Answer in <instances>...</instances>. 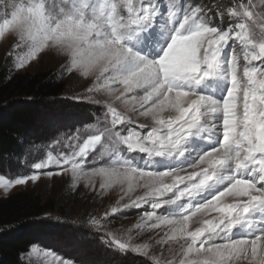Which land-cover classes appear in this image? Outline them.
Returning a JSON list of instances; mask_svg holds the SVG:
<instances>
[{
  "label": "snow or ice",
  "instance_id": "1",
  "mask_svg": "<svg viewBox=\"0 0 264 264\" xmlns=\"http://www.w3.org/2000/svg\"><path fill=\"white\" fill-rule=\"evenodd\" d=\"M0 8L12 67L62 57L61 75L88 82L73 98L93 107L95 125L54 140L31 174L0 175V188L63 174L94 198L118 192L89 225L149 264H264V0ZM133 209L139 219L123 236L108 227ZM34 254L36 244L25 253Z\"/></svg>",
  "mask_w": 264,
  "mask_h": 264
},
{
  "label": "trees",
  "instance_id": "2",
  "mask_svg": "<svg viewBox=\"0 0 264 264\" xmlns=\"http://www.w3.org/2000/svg\"><path fill=\"white\" fill-rule=\"evenodd\" d=\"M71 88L73 90L62 77L48 68L44 71H14L8 61L0 63V170L1 167L10 169L30 147L55 138L60 131L62 133L61 128L65 125L69 127L70 123L65 124L61 122L62 118L55 117L52 121L55 127L46 130L53 112L47 110L44 113L43 107L50 100L70 94ZM80 123H75L74 127L78 128ZM39 125L43 130L35 133ZM63 202L62 198L44 199L32 189L0 197V264H28L24 260L25 253L33 244L58 250L57 240L63 241L69 228L61 221L70 219L80 223L85 216V208L70 209ZM51 215L57 218L52 219ZM98 244L105 250L103 254L117 256L118 264H149L148 260L139 259L131 253L113 250L102 239H98ZM82 245L80 249L86 252ZM63 247L57 252L76 264H110L111 261L98 260V254L94 252L84 253V256L91 255L84 260L81 254H77L78 244L67 243Z\"/></svg>",
  "mask_w": 264,
  "mask_h": 264
},
{
  "label": "rangeland",
  "instance_id": "3",
  "mask_svg": "<svg viewBox=\"0 0 264 264\" xmlns=\"http://www.w3.org/2000/svg\"><path fill=\"white\" fill-rule=\"evenodd\" d=\"M2 11L3 9L0 8V12ZM13 40L14 34H12L11 32H8L5 34V36L0 37V63L8 61V63L12 66V61L7 59L6 53L13 44ZM62 62V57L52 52H48L47 54L41 55L38 60L31 62L28 66H26L24 70L21 71H26L28 69H31L32 71H44V69L48 68L58 74V76L62 77V79H64V81L68 83L69 87H73L74 91L71 88L72 92L69 90L70 94H65L58 99L50 100L43 107L44 113H46L47 110L53 112L52 116H50L47 121L50 123V125L47 126L46 130L55 127L56 124L52 122L53 118L55 117L62 118L61 122L65 124L70 123V125L69 127L67 125H62L64 126L61 128L62 133L60 131V133L55 138L53 137L50 140L40 142L30 147L27 152H25L19 159H17V164L12 166L10 169L7 170L1 167L2 169L0 170V175L4 176L6 179L14 180L19 175L31 174L34 171L33 169H31V164L34 162H39V159L42 158L43 155L47 152L48 147L54 140H63L68 136L75 135L77 133V130L83 132L85 130H90L95 126L93 107L89 103L81 102L73 98L75 94L84 90L88 82L74 74L61 75L59 69L61 68ZM13 70L17 71L14 68ZM95 111L99 112V109H96ZM75 123H80V126L78 128H75ZM39 126L35 128V133L42 132L43 127ZM58 150H65L63 148V144L60 145ZM70 184V177L63 174L54 175L52 177L41 176L40 180L35 183L29 181L26 185L14 186L7 192H5L3 188H0V197H5L17 191L32 189L42 195L44 199L62 198V202L65 201L66 207H70V209L85 208L83 211L85 212V216H83L82 218L83 222L76 223L71 221L70 219L61 221L66 226L69 225V228L67 230L68 234L65 236V239H63V241L56 239L59 243L57 244L58 250H63L62 248H65L63 246L67 243L70 245L78 244V249H76L78 251L77 254H81L80 256H83L84 260L91 256L90 254L84 256V253L86 255L87 252H94L98 254V260L105 262L111 259V261L109 262L110 264H118L117 262L119 261H117V256L114 255L113 257V255L110 253L103 254L105 250L98 244V239H102V237L97 229L89 225V217L90 215L102 216L104 211L109 209L110 204L114 202L116 198H118L119 193L113 192L106 199L99 196H96L94 198L90 190L85 188L82 184L79 185L77 189H71ZM138 212L139 210L133 209L126 213L124 217L112 220L109 223L108 227L110 229L116 230L119 235L123 236L127 228L131 227L139 219V216L137 215ZM51 217H53L52 219L57 218L54 215H51ZM142 239L145 241L148 240L149 234L143 235ZM81 240H83L81 243H83L82 246L85 249L84 251L86 252H83L82 249H80ZM37 246L39 249V254H34L31 257L25 256L24 260L27 263L29 260H31V264H58V261L61 260H71L69 259V257L65 255L63 256L62 254L57 252L58 250H50L49 248H46L44 246ZM128 253H131L130 255L133 254L139 259L147 261V259L140 254L134 253L132 251H128ZM74 264L76 263L74 262Z\"/></svg>",
  "mask_w": 264,
  "mask_h": 264
}]
</instances>
